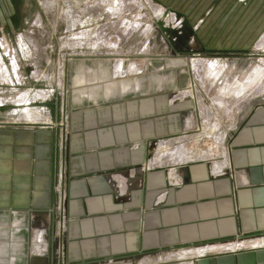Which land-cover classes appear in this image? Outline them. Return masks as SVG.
<instances>
[{
	"label": "crops",
	"instance_id": "crops-1",
	"mask_svg": "<svg viewBox=\"0 0 264 264\" xmlns=\"http://www.w3.org/2000/svg\"><path fill=\"white\" fill-rule=\"evenodd\" d=\"M174 1L160 0L190 18L178 17L183 27L165 30L169 49L199 53L210 79L233 78L235 64L248 58L215 49H253L264 27V16L256 17L260 2ZM146 58L147 78L132 87L107 89L108 77L126 72L122 62L112 76L103 65L83 63L81 71L70 70L72 78L102 85L100 91L77 103L69 91L60 116L43 111L39 122H0V264L122 263L204 246L193 264H264V89L246 98L221 159L180 156L158 164L155 147L192 131L202 100L187 93L185 76L152 78L156 65L168 70V58ZM231 242L243 248L230 251Z\"/></svg>",
	"mask_w": 264,
	"mask_h": 264
},
{
	"label": "rangeland",
	"instance_id": "rangeland-1",
	"mask_svg": "<svg viewBox=\"0 0 264 264\" xmlns=\"http://www.w3.org/2000/svg\"><path fill=\"white\" fill-rule=\"evenodd\" d=\"M202 1L181 0L186 7H197ZM258 1L256 17L259 16L262 22L264 0ZM245 2L250 5L251 0ZM172 8L163 6L160 0H0V122L12 117L22 122H39L43 111L52 115L55 111L60 116L66 109L69 91L73 90L75 103L85 92L100 91L102 85L98 87V84L91 85L87 81V84L77 83V79L72 78L70 70L74 73L81 71L83 63L95 68L105 66L107 76L122 62L126 72H117L112 80L108 77L111 83L106 88L114 91L118 83L132 87L134 82L147 78V56L166 57L168 70L159 71L156 65L151 72L152 78L174 74L175 77L185 76L187 93L193 99L198 95L202 104L199 105V124L192 131L160 141L155 147L156 163L168 165L180 156L221 159L246 98H252L264 89V41L261 40L264 27L249 52L240 48L228 52H223V48L215 49L239 61L242 57L248 58L244 66L235 64L233 78L222 83V80L210 79L211 76L202 73L205 69L199 53L176 48L180 51L178 54L167 46L168 33L165 30L183 27L178 17L184 18L185 23L189 22L186 17L190 18L189 13L175 11L177 6ZM9 17L11 22H8ZM254 25L252 23L250 30ZM173 54L176 56L170 57ZM182 58H186V63ZM254 61L256 66L253 67ZM249 63H252L250 73L245 75ZM137 71L142 74L136 75ZM103 73L96 76H104ZM76 76L83 80L89 78L82 72ZM72 84H75L73 88ZM102 91H105L104 87ZM159 145L162 151L158 154ZM194 248L197 247L156 252L117 264H193L201 255L182 258L176 253Z\"/></svg>",
	"mask_w": 264,
	"mask_h": 264
},
{
	"label": "bare ground",
	"instance_id": "bare-ground-1",
	"mask_svg": "<svg viewBox=\"0 0 264 264\" xmlns=\"http://www.w3.org/2000/svg\"><path fill=\"white\" fill-rule=\"evenodd\" d=\"M261 40L264 41V34H263V36L261 37ZM259 42H260V41H259ZM261 42H262V41H261ZM193 68H194L195 70L198 69V68H197V65H194ZM163 147H164V146H163ZM161 151H162V149H161V145H159L158 148H157V152H158V154H159ZM173 153H174V150H173V152H172V156H173ZM161 156H162V155H161ZM155 162H156V161H155ZM171 162H175V160H172ZM261 243H264V240L261 241ZM238 246H239V244L236 242V243H233V244H229V245L227 246V249H235V248H237ZM206 251H207V247H200V248H198V249H183V250H179L176 254H177V256H179V257L185 258V257H187V256H189V255H201V254L205 253Z\"/></svg>",
	"mask_w": 264,
	"mask_h": 264
},
{
	"label": "built area",
	"instance_id": "built-area-1",
	"mask_svg": "<svg viewBox=\"0 0 264 264\" xmlns=\"http://www.w3.org/2000/svg\"><path fill=\"white\" fill-rule=\"evenodd\" d=\"M217 166H218L217 164H214V168H215V171H216L215 173H216V174H219L221 171H220V168H219V169L217 168ZM170 170H173V169H170ZM116 179H117V178H116ZM116 179H115V180H116ZM116 181H118V180H116ZM172 181H175V177H172ZM118 182H119V181H118ZM119 190H120V189H119ZM123 191H124V190H123ZM123 191H120L119 194L121 195V194L123 193ZM39 236H40V234H39ZM233 243H236V242L228 243V245H229V244H233ZM239 243L241 244L240 246H238V247L235 248V249H229V250L234 251V250L239 249V248L242 246V243H241V242H239ZM197 248H200V247H197ZM197 248H195V249H197ZM201 255H202V254H201Z\"/></svg>",
	"mask_w": 264,
	"mask_h": 264
},
{
	"label": "flooded vegetation",
	"instance_id": "flooded-vegetation-1",
	"mask_svg": "<svg viewBox=\"0 0 264 264\" xmlns=\"http://www.w3.org/2000/svg\"><path fill=\"white\" fill-rule=\"evenodd\" d=\"M11 22V18L9 17V20H8V22ZM9 30V29H8ZM8 30H6V31H8ZM8 33V32H7ZM137 258H132L131 260H136ZM113 264H117V262H114Z\"/></svg>",
	"mask_w": 264,
	"mask_h": 264
}]
</instances>
